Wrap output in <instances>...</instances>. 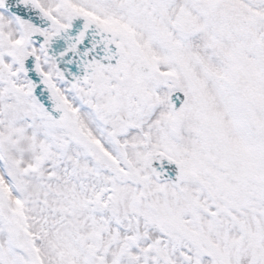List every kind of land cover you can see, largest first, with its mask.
Segmentation results:
<instances>
[{
    "label": "snow or ice",
    "instance_id": "obj_1",
    "mask_svg": "<svg viewBox=\"0 0 264 264\" xmlns=\"http://www.w3.org/2000/svg\"><path fill=\"white\" fill-rule=\"evenodd\" d=\"M0 264H264V0H0Z\"/></svg>",
    "mask_w": 264,
    "mask_h": 264
}]
</instances>
